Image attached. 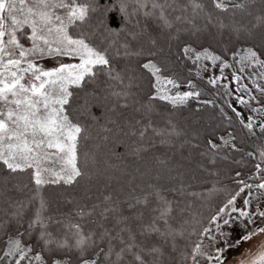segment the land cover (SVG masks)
I'll return each instance as SVG.
<instances>
[{"label":"snow or ice","instance_id":"1","mask_svg":"<svg viewBox=\"0 0 264 264\" xmlns=\"http://www.w3.org/2000/svg\"><path fill=\"white\" fill-rule=\"evenodd\" d=\"M173 47L196 76L206 62L218 67L206 81L213 88L230 94L221 81L235 67V92L264 98V0H0V264H230L264 235V104L237 95L258 119L228 104L240 144L235 129L213 131L201 148L182 109L191 100L218 106L199 99L192 79L181 90L169 66ZM44 58L56 64L45 67ZM91 126L127 139L129 154L150 159V170L90 173L94 157L81 160V142ZM245 138L261 143L245 151ZM224 149L252 169L246 179L235 172L236 190L203 226L190 215L200 196L190 189L198 172L215 175L208 165L230 159ZM244 256L239 264H264V250Z\"/></svg>","mask_w":264,"mask_h":264},{"label":"trees","instance_id":"2","mask_svg":"<svg viewBox=\"0 0 264 264\" xmlns=\"http://www.w3.org/2000/svg\"><path fill=\"white\" fill-rule=\"evenodd\" d=\"M205 2H207V0H205ZM237 2H239V0H237ZM229 62L233 63V61L230 58V54H229ZM169 66H170L171 71L180 77L181 81H184L186 83L187 79L193 80V82L197 85V89L200 90L202 93L201 97L199 98L200 100H213L215 104L218 106V107L201 106L197 100H191L182 109L184 118H186L190 123V132L199 135V141H201L202 147L204 146L205 138L209 137L213 131L215 132L216 136H219V135L224 134L226 130L232 131L233 129H235L236 133L238 134V139L236 143L239 145L240 137L244 136V132L240 130V125L236 117L231 112V109L228 107V104H232V103L228 95L225 94V89L221 87L220 85H218L216 88H213L212 86L208 85L206 83L208 78H206L202 74H200L199 76H196V67L193 66L190 61H187L186 59L182 58L179 51L175 47L173 48L172 56L169 60ZM190 68L192 69L191 73H189L188 71ZM232 70L235 71L236 70L235 67H233ZM261 83H264V81H261ZM221 84L223 83L221 82ZM249 87L250 88L252 87L251 83L249 84ZM252 94L256 95L258 99H260V103H257L256 101H251L248 96L247 99L250 100V104L252 105V107H260L261 104H264V98H260L259 92L253 89ZM221 107L228 114V116L232 117L233 123L231 127H228L226 120L222 121V117L220 116V112H219V109ZM197 108H199L200 110L196 111ZM95 114L100 115L99 112H95ZM207 114L211 116V119L209 120V125H210L209 127H207L204 124L203 126L199 125L198 127H195L193 125L194 122L196 121L197 122L203 121V119H201V116H207ZM104 123L105 121L103 119L99 121V124H104ZM92 127L93 126L89 128L91 138L86 141L81 142V160H83L84 158L83 153L87 152L89 153V155H92V157H94V160L96 163L98 162L100 163L102 159H99L98 153L102 154L103 156H106V152H108L109 154L110 153L113 154V158L111 160H107V162L108 163L116 162L114 155L119 156V154H121V152L123 151L124 146L122 145V142H121V145L117 147L115 146L116 147L115 150L109 151L108 147L112 146V140H104L102 139V137L96 139L93 134V130L92 132L90 130ZM109 127H111V125H109ZM121 138L123 137L116 136V139L118 140H120ZM245 139H246V143L243 145L245 151H254L256 146L261 143L260 141H256L255 143H253L254 138L253 139L245 138ZM125 141L127 143H125ZM98 143H101L102 145L100 146L98 145ZM124 143L128 145L129 141L124 140L123 144ZM95 145H97L98 148L94 147ZM185 154H187V152H185ZM225 154H227L230 159L228 161L223 160L220 168L218 167L211 168L208 166L210 172L219 174L220 178H223V179L219 183H216L215 181L213 183L211 182L208 186L207 185L206 186L192 185L190 189L191 191H201V190H204V189L206 190L212 187V188H215L214 190H221L223 192L218 197L219 201L214 203V205L211 207L210 212H213L214 210H216L217 207L220 206L221 203L226 198H228V192H232L236 190V184L234 182L235 172L237 170L241 171L242 173H244V178L246 179L247 175L250 174V170L252 169V162L247 159H245L242 165H237L232 162L233 157H235V159L237 160L240 159V154L232 152L229 149H224L223 151L220 152V156H223ZM192 155H196V153L193 152ZM123 160L124 158L118 159V161H123ZM88 167L90 169V160L88 162ZM85 183L86 181H82L81 187H78L76 191L82 192L83 191L82 185H84ZM56 190L57 189H49L48 191L49 193H51ZM69 191H72V190L69 189ZM256 204L257 202L255 203V205ZM260 204L262 205L261 201H260ZM203 224H205V220ZM191 238H193L192 240L196 239L195 236H192ZM25 239H27V237H25ZM0 248H2V244H0ZM0 254H2V252H0Z\"/></svg>","mask_w":264,"mask_h":264},{"label":"rangeland","instance_id":"3","mask_svg":"<svg viewBox=\"0 0 264 264\" xmlns=\"http://www.w3.org/2000/svg\"><path fill=\"white\" fill-rule=\"evenodd\" d=\"M255 7L259 8V5H256ZM226 16H227V14H224V16L221 17L222 19L225 20V23L229 22V20L227 18H225ZM241 18L242 17L240 14H238L236 17V19H241ZM172 51H173V49H172ZM59 59L63 60L64 62H76L70 58L61 57ZM40 62L45 67H52L56 64V60L51 59V58H44ZM206 63L209 64L208 71L207 72L201 71L200 74H202L206 78H208L209 76L220 75L218 67L211 66L210 62H206ZM232 72H233L232 68L225 69L224 76L228 77V79L221 81L222 83H228L229 84V89L227 91L230 93V94H228V97H229L231 103L235 107H237V109L239 111H241L245 117L252 115L254 118L258 119V117H259L258 113H252L248 107H246L244 105H240L236 102L235 97L237 95H243L245 99L248 98V95L244 94V93L235 92V85L231 82V73ZM244 76H245V79L242 80V83L248 84V86H249V84L251 83V78H249V73L246 72L244 74ZM181 90H187L186 83L182 87ZM201 119H203V121L197 122L196 121L197 119L194 120L196 122H194L193 125L195 127H198L199 125L203 126V124L206 125L207 127L210 126L209 125V120L211 119L210 115L207 114V116H201ZM90 130H91V132L93 130V134H94L96 139L103 137L105 135L109 136V139H107V140H112V146L108 147L109 151L115 150L117 146L121 145V142H122V145L124 146L123 151L121 152V154H119V156L114 155L116 162H112V163L107 162V160H111L113 158L112 153L109 154L108 152H106V156H103L102 154L98 153L99 159H102V161H100V163L99 162L96 163L95 160L94 161L90 160V169H89L90 173L100 172V173H103L104 175L111 174L113 176H121L122 177L124 172H134V170L137 166H139L142 171H149L150 170V167H151L150 159L138 160L136 157H133L132 155L129 154L128 145L125 144L127 142L125 141V143L123 144L124 140H127V139L121 138L120 140H118V139H116V134L114 132L110 133V134L103 133L100 131L99 126H93ZM191 134L192 135H198V134H194L192 132H191ZM122 139H124V140H122ZM200 144H201V141H200ZM98 145L101 146L102 144L98 143ZM94 147L98 148L97 145H95ZM201 148H203L202 145H201ZM185 152L188 153V149H185ZM90 156H92V155H90ZM193 157L195 158V161L200 160V157H198L197 155H193ZM119 158H121V159L124 158V160L118 161ZM222 161L223 160L217 158V163L215 166H211V165H208V166L211 168L212 167L213 168H215V167L220 168V166L222 165ZM109 166H111V167H109ZM197 175L200 177V179L193 182L192 185H200V186H206L207 185L208 186L211 182L213 183L215 181L216 183H219L223 179V178H220L219 174L212 175L209 173L198 172ZM100 179L103 180L104 176L102 175L100 177ZM249 182L252 183L253 181H249ZM93 183H97L95 178L93 180ZM82 187H83V185H82ZM214 189L215 188L211 187V188H208L206 190L204 189L201 191H196V192L200 193L199 198L191 199L192 208L190 210V215H194L196 217V219H199L202 222L203 226H208V219L216 211V210H214L213 212H210V209L214 205V203L219 201L218 197L220 196V194L223 193L221 190H214ZM93 190L95 191V189H93ZM242 198H243V196L241 198H238L237 207L242 206ZM226 199L221 203L220 206H222V204L226 201ZM256 202H257L256 200H253L252 205L255 206ZM261 202H262L261 206H264V201H261ZM249 210H251V207L249 208ZM204 220H205V224H203ZM224 230L228 231L229 227L225 226ZM190 239H193V238L190 237ZM184 243H185L184 241H181V247H183ZM205 243H207L206 240H205ZM220 243H222V241H220ZM261 250H264V235L257 236L255 238H253L252 241L244 243L240 248V254L239 255H233L231 258L230 264H239L240 260L245 259V256H244L245 253L251 252L254 254L255 252L261 251ZM177 259L179 260V254L178 253H177Z\"/></svg>","mask_w":264,"mask_h":264}]
</instances>
